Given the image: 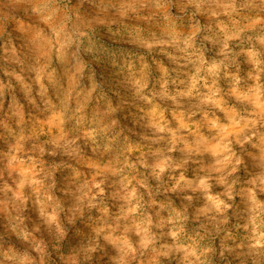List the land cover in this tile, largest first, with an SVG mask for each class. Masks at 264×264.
Wrapping results in <instances>:
<instances>
[{
    "label": "clouds",
    "instance_id": "clouds-1",
    "mask_svg": "<svg viewBox=\"0 0 264 264\" xmlns=\"http://www.w3.org/2000/svg\"><path fill=\"white\" fill-rule=\"evenodd\" d=\"M0 264H264V0H0Z\"/></svg>",
    "mask_w": 264,
    "mask_h": 264
}]
</instances>
